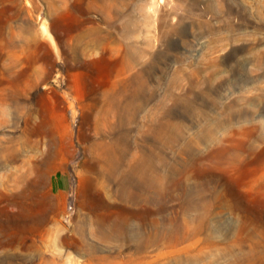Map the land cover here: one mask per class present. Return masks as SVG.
<instances>
[{"label":"rangeland","instance_id":"rangeland-1","mask_svg":"<svg viewBox=\"0 0 264 264\" xmlns=\"http://www.w3.org/2000/svg\"><path fill=\"white\" fill-rule=\"evenodd\" d=\"M0 264H264V0H0Z\"/></svg>","mask_w":264,"mask_h":264}]
</instances>
